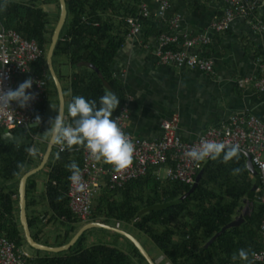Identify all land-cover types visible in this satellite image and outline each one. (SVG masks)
Returning <instances> with one entry per match:
<instances>
[{
  "label": "trees",
  "instance_id": "1",
  "mask_svg": "<svg viewBox=\"0 0 264 264\" xmlns=\"http://www.w3.org/2000/svg\"><path fill=\"white\" fill-rule=\"evenodd\" d=\"M51 2L56 8L52 25V14L42 8V5ZM65 4L66 19L52 55L53 68L63 91L65 119H71L67 114V104L73 96L82 95L86 99L98 101L105 91L119 98L113 115L125 100L123 85L112 75L111 64L129 33L126 17H135L137 23L154 36L170 32L169 25L165 21L151 20L142 15L138 0H65ZM58 14V0H0V25L15 30L24 39L34 40L42 50L34 68L38 73L43 71L47 85H52L56 107V90L46 67L45 54ZM179 43L168 47L176 49ZM54 64L59 66L55 68ZM85 64L93 65L98 73ZM63 65L69 67L65 75L60 71ZM64 79L65 86L61 82ZM44 105L45 101L37 107L36 114L40 117L37 126L10 130L29 142L0 140V233L20 247L25 244V240L18 220V180L25 171L39 163L45 150L49 136L40 140L44 147L42 153L37 154L36 162L26 151L29 147H36L32 135L46 132L47 127L40 126L45 121ZM82 147L72 146L69 150L66 146L64 151L56 152L53 146L44 166L47 170L43 196L50 211L47 221H58L65 229L55 236L53 244L42 242L38 233L42 230L40 223L44 217L35 212L28 214L26 210L30 233L32 228L36 230L34 234L31 233L35 241L50 246L62 245L81 224L90 221L108 224V221L113 220L142 232L168 264H246L242 260H232L241 248L249 252L251 264H260L252 260V254L262 247L259 225L263 205L258 204L255 198L243 151L239 150L237 157L226 162L220 158L205 160L195 174L196 177L199 171L202 172L192 190L195 182L189 185L157 178L154 173L156 166L121 187L109 189L103 186L92 198L90 216L83 222L70 212L66 195L70 175L67 165L75 161L81 168ZM10 181L15 184L9 186L7 182ZM259 182L257 177L256 183ZM36 188L33 174L26 181V209L37 203L33 198ZM244 198L250 207H241L239 213L243 221L227 228L204 247L221 227L233 219ZM87 231L66 251L51 253L35 250L30 264H147L128 239L132 246L129 252L102 243L85 246Z\"/></svg>",
  "mask_w": 264,
  "mask_h": 264
},
{
  "label": "crops",
  "instance_id": "2",
  "mask_svg": "<svg viewBox=\"0 0 264 264\" xmlns=\"http://www.w3.org/2000/svg\"><path fill=\"white\" fill-rule=\"evenodd\" d=\"M140 2L145 7V16L151 20L168 23L171 17H177L178 26L172 30L179 47L185 38L208 37V43L197 41L187 50L211 59L212 72L160 63L155 55L157 36L147 33L143 26L137 33L128 34L111 64L112 75L124 89L128 111L126 132L144 139H158L162 134L161 122L174 119L181 140L192 141L233 114L252 115L264 125V91L254 85L264 75V32L253 27L255 20L264 24V0H239L243 5L255 4L252 14L235 15L221 31L213 28L223 13L221 0H169L162 15L158 14L157 2ZM254 169L256 175L247 169L248 178L258 204L263 205L264 217V203L259 199L262 184L256 183L259 174L255 166ZM244 200L240 207H250ZM41 231L39 238L43 237Z\"/></svg>",
  "mask_w": 264,
  "mask_h": 264
},
{
  "label": "built area",
  "instance_id": "3",
  "mask_svg": "<svg viewBox=\"0 0 264 264\" xmlns=\"http://www.w3.org/2000/svg\"><path fill=\"white\" fill-rule=\"evenodd\" d=\"M138 1L139 12L145 15V7L140 0ZM153 1L159 5L158 14L160 15L169 6V0ZM221 1L224 3V8L220 19L213 24L215 31L225 29L235 15H251L255 7L254 3L243 5L239 0ZM125 20L129 27L128 34H135L140 30L135 17L129 16ZM177 20L176 16L168 20L170 30H176ZM253 27L264 32V24L260 20H255ZM157 39L155 55L160 63L187 66L205 73L212 72L211 59L199 57L196 53L187 50L197 41L203 44L208 43V37L185 38L180 47L176 49L168 47L179 42L174 31L163 32L157 36ZM41 55L42 50L34 40L24 39L15 30L0 25V90H15L19 83L31 78L32 87L26 92H31L35 96L24 108L14 101L9 104V107H0V135L2 131H10L15 127L28 128L37 123L35 119L37 107L47 98L45 73L43 71L38 73L34 68V64ZM260 57L263 58L262 55ZM254 85L258 90L264 91V75L256 79ZM112 118L134 144L132 163L124 169L117 170L103 160H95L88 150L82 147L83 163L80 168L82 182L73 184L68 180L66 193L69 210L80 221L88 220L92 198L101 187L107 186L109 189L121 187L126 182L145 175L147 170L153 166L157 167L154 173L159 179L192 184L197 170L204 161L193 163L184 157L183 153L198 145L201 139L216 140L228 145L237 144L240 151L250 156L262 184V194L259 199L264 203V160L262 159L264 125L258 118L252 115L244 117L233 114L226 122L217 127L207 128L192 141L181 140L176 133L174 119L161 122L162 134L158 139H144L129 134L125 129L128 111L124 104L112 115ZM32 137L36 136L32 135ZM54 148L56 152H62L66 146L55 143ZM259 229L262 247L252 254V260L264 264V217L261 219ZM30 259L31 256L23 246H16L0 233V264H30Z\"/></svg>",
  "mask_w": 264,
  "mask_h": 264
},
{
  "label": "clouds",
  "instance_id": "4",
  "mask_svg": "<svg viewBox=\"0 0 264 264\" xmlns=\"http://www.w3.org/2000/svg\"><path fill=\"white\" fill-rule=\"evenodd\" d=\"M32 83L31 78H28L19 83L15 90H0V107H9L13 101L21 108L26 107L35 98L33 93L26 92L31 89ZM118 104L119 98L110 91H105L98 101L86 99L82 95L73 96L67 104V114L71 119L66 120L62 111H57L58 114L51 119L47 129L50 142L63 144L69 150L72 146H83L95 160H103L117 170L126 168L132 163L134 144L112 118ZM35 119L37 123L40 121L38 115ZM26 151L33 157L38 154L36 147H29ZM238 151L237 144L228 145L216 140L201 139L198 145L189 148L183 155L193 163L218 158L226 162L237 157ZM67 167L70 170L69 181L80 184L81 170L78 164L72 161ZM234 171L238 172L239 169ZM232 260L251 264L249 252L243 248L233 255Z\"/></svg>",
  "mask_w": 264,
  "mask_h": 264
},
{
  "label": "water",
  "instance_id": "5",
  "mask_svg": "<svg viewBox=\"0 0 264 264\" xmlns=\"http://www.w3.org/2000/svg\"><path fill=\"white\" fill-rule=\"evenodd\" d=\"M58 4H59V14H58L57 21L54 25V28L52 30V33H51L50 43H49L48 48L46 50L45 62H46V67L48 69L50 77L52 79V82L54 84L55 90H56L57 101H58L57 111H62L64 113L65 101H64L63 91H62L61 83H60V81L56 75V72H55V70L53 68V64H52L53 50H54L55 44L58 40L59 33H60L62 26L65 22L66 14H67L65 0H58ZM85 65L89 68L94 69L98 73V70L95 67H93V65H91V64H85ZM57 114H58V112L56 113V115ZM37 125H38V123L30 125V127H34ZM0 138L6 142H13V141L29 142L28 140H25L24 138H21L19 136L12 134L10 131L1 132ZM54 144L55 143L50 142V137H49L47 142H46L45 150L41 156L39 163L36 166L25 171L18 180V186H17L18 220H19V224L22 228L23 237H24L26 244L34 250L47 251V252H51V253H59V252H63V251L68 250L76 242V240L79 238V236L83 232H85L91 228L100 227V228L109 229L111 231H115L116 233H119L120 235L124 236L126 239H128L134 245V247L138 250V252L144 258V260L146 261L147 264H157L151 258V256L148 254V252L142 246V244L138 241V239L135 238L133 235L129 234L128 232H126L122 229H119L118 227L110 226V225H107V224H104V223H101L98 221H90V222H86V223L82 224L77 229V231L72 235V237L66 243H64L62 245L50 246V245H46V244H42L40 242H37L32 238L31 233H30V229L28 226V222H27V216H26V199H25L26 181H27L28 177H30L31 175L37 173L38 171H40L44 168V166L47 163L48 158L52 152V148H53ZM243 154L246 158L247 169L253 175H256V171H255L254 166L251 162L250 156L245 152H243ZM201 174H202L201 171H199L197 173V175L195 177V181H194L195 183L192 185L190 190H192V188L196 185ZM242 201L244 202L245 200L243 199ZM240 209H241V207H239L236 210L235 216L233 217V219L230 222H228L227 224H225L223 227H221V229L218 232H216L204 244V247H207L221 232H223L227 228L237 226L243 221V217L239 213Z\"/></svg>",
  "mask_w": 264,
  "mask_h": 264
},
{
  "label": "rangeland",
  "instance_id": "6",
  "mask_svg": "<svg viewBox=\"0 0 264 264\" xmlns=\"http://www.w3.org/2000/svg\"><path fill=\"white\" fill-rule=\"evenodd\" d=\"M42 8L46 11H49L52 13V18H51V25L54 23L55 19V13H56V8L54 2H51L50 4L47 5H42ZM64 59V58H63ZM61 59V60H63ZM56 65L59 66L58 64H54V67L56 68ZM60 71L65 75L66 73L69 72V67L67 65L61 66ZM65 81L66 79L62 80V85L65 86ZM47 92V98L45 100V105H44V117L45 121L41 122L40 126H45L47 129L50 127V121L56 116L57 113V107H56V102H55V94L53 93V87L51 84L47 85L46 88ZM65 97H67V92H65ZM67 101V99H66ZM47 129L45 133H38L35 138L33 139V145L36 146L38 149V155L42 153V149L44 147L43 141L40 142L42 138H47ZM0 140H2L0 138ZM3 141V140H2ZM37 156H34V162L37 161ZM46 168L38 171L37 173L34 174V178L37 182V188L36 191L33 195V198L36 200V205L34 206H29L27 208V213H38L39 215H42L44 218L41 222L42 224V234L43 237L40 239L42 242H47L48 244H53L55 241V236L57 234H61L65 227L60 225L58 221H47V218L50 216V211L48 209V206L46 205V201L43 196V191H44V181L46 179ZM163 174V172H162ZM9 186L14 185L15 183L13 181L7 182ZM82 225V224H81ZM110 226L114 227H119L122 230L128 232L129 234L133 235L135 238L138 239V241L142 244V246L145 248V250L149 253V255L152 257V259L157 263V264H168L165 262V260L162 259V254L160 251L155 247V245L152 243V241L145 236L142 232L137 231L135 228H133L130 225L122 224V223H115L113 220L108 221V224ZM31 233L34 234V228L31 229ZM86 240L84 242L85 246H89L92 244H107L111 246H115L116 248H119L122 251L129 252L132 248L128 240L120 235L119 233H116L115 231H111L106 228H91L85 233ZM23 248L29 253L30 256H33L34 253L36 252L34 249L29 247L26 242L23 245ZM140 264H144V262H141Z\"/></svg>",
  "mask_w": 264,
  "mask_h": 264
}]
</instances>
